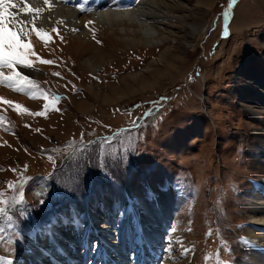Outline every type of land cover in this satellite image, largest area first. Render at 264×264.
<instances>
[{"label": "rangeland", "instance_id": "374dc122", "mask_svg": "<svg viewBox=\"0 0 264 264\" xmlns=\"http://www.w3.org/2000/svg\"><path fill=\"white\" fill-rule=\"evenodd\" d=\"M182 4L158 24L169 40L154 45L129 38L131 26L114 34L86 24L87 37L49 30L46 44L29 35L33 68L17 71L34 85L17 90L0 79V198L8 201L0 257L15 264L34 235L49 241L44 222L53 218L87 262L96 247L118 252L110 256L118 263L127 241L140 239L158 264H264L246 231L248 211L264 202L255 138L264 130V0ZM74 7L83 15L93 4ZM161 54L175 62L166 66Z\"/></svg>", "mask_w": 264, "mask_h": 264}, {"label": "bare ground", "instance_id": "6f19581e", "mask_svg": "<svg viewBox=\"0 0 264 264\" xmlns=\"http://www.w3.org/2000/svg\"><path fill=\"white\" fill-rule=\"evenodd\" d=\"M89 1L93 4L92 10L86 14L81 15V13L80 14L77 13L78 8L74 7V4L78 2V0H51L50 9L42 13L41 18L38 19L36 22V26L38 28L43 27L45 31H49L53 27H56L59 30H63L67 36H69L72 33H75L81 37H87V35L91 32L90 29L87 28V26L88 25L91 26V24L95 25L97 28H99V30H102L103 28L108 29L110 33H114V34L118 33L119 26H125L126 28H129L131 26L133 28L135 27L134 29L135 31L132 33L133 37L130 36L129 38L135 41H138V42H144V43L154 45L156 42H158L157 40H161V41L162 39H165V41L169 40L168 36L167 38L163 36L165 33L164 32L165 30L159 29L160 27L158 28V24L162 20H166V19L174 20V18H176V15L179 14V11L182 8L184 9L182 0H138L134 6L123 8V9L117 8L118 6L117 0H89ZM27 2H29L30 6H33V7H47L43 5V0H27ZM12 11H16V9H13ZM22 18L26 20L31 19V17L26 16V15L22 16ZM60 21H62L63 23H60ZM190 27L193 32H197L201 30L200 27L197 26L195 23L190 24ZM73 29H77V31H73ZM141 29H143V34L142 36L137 37L136 33H139ZM165 29H169V27H165ZM126 31L128 32V30ZM159 32L160 33L162 32L161 35L158 34ZM128 43L129 42H126L123 40L121 41L120 39L119 41H117V44L128 45ZM161 56L164 57L165 55L161 54ZM165 59L166 61H164V63L166 66L167 65L171 66L173 62H175L172 59H168L166 56H165ZM86 63H87L86 65L88 66L93 65L91 59H87ZM92 70H93V67H92ZM247 112L250 113V111H247ZM261 113L264 114V110ZM261 124L264 125V119L261 122ZM255 138L257 139L256 141L258 142V145L262 146V148L258 147V149L260 150L259 153L264 154V130L258 133L257 135H255ZM262 166L264 169V163ZM104 195H107V194L104 193ZM258 205L259 204L254 206L253 204L254 207L248 211L247 218L249 220H248L247 225L250 227H247L246 231L248 232V235L250 236V238L251 237L258 238L257 244L260 247V249L262 248L264 252V202L261 204L262 206L260 209H257ZM144 223H146V220L142 221V224ZM71 228L72 226L70 225V223L66 225L65 231L67 232V234L71 233V230H73ZM52 232H53L52 230L51 232H49L48 229H45L44 231L45 235H49L50 233V235L54 239H56V242L58 243V245H56V242H54V244H51V242L46 241V240L44 242L37 235L35 236V238L38 242H42L45 245L44 248H50L53 252H57V248L63 251L65 247H67L68 254L71 252H74L73 245L76 243V240L72 239V237L70 238V236L69 237L66 236L68 238L67 240L61 239L59 237H63L64 235L61 236L60 233H58V235L56 236ZM131 242H133V240ZM116 244L118 247L120 246L119 241L116 242ZM106 246H107L105 247L106 249L111 248L109 245H106ZM154 246L158 247V244H154ZM119 250H121V248ZM125 250L126 249L124 246V248H122V251H121L122 252L121 258L125 257L124 256ZM114 251L113 249L111 250V253H110L111 257L117 256L118 252H114ZM35 254L38 257H40V259L43 258V260H46L44 264H52L51 261L48 259L49 256L43 253L42 249H38V251H36ZM28 256L30 257L31 260L34 261V257L32 254L28 253ZM158 256L159 255H156L157 258ZM75 257L76 256L74 255L73 258ZM105 257H106L105 263L106 264L110 263L109 257L108 256H105ZM80 258H81L80 261H82V263H86L87 261L86 259L84 260L83 257H80ZM24 261H25V264H28L27 259H23L21 261L17 260L15 264H19L20 262L24 264ZM156 263H159V262L157 261ZM38 264H42V263H38Z\"/></svg>", "mask_w": 264, "mask_h": 264}, {"label": "snow or ice", "instance_id": "6c2138e0", "mask_svg": "<svg viewBox=\"0 0 264 264\" xmlns=\"http://www.w3.org/2000/svg\"><path fill=\"white\" fill-rule=\"evenodd\" d=\"M43 5L47 7L30 6L27 0H0V69L6 68L9 70L7 75L0 71V79L17 84V90L22 89L25 85L31 86L35 83L29 79L28 75H22L20 71H17L18 65L21 68H33V63L29 57L34 53L32 52L31 43L28 42L29 35L35 33L45 44L48 42V33L43 27L38 28L36 26V22L41 18L42 13L50 9L51 0H43ZM13 9H16V11H12ZM25 15L31 17V19H23L22 16ZM60 23L63 22L60 21ZM51 31L57 32L58 28L53 27ZM73 31H77V29H73ZM96 43L101 42L97 40ZM40 63L52 65L54 62L41 59ZM53 75L59 77L60 73L55 72ZM6 103H11V101H6ZM47 107L46 104L45 108ZM35 115L43 116L44 112H36ZM2 196L3 193H0V197ZM7 203L8 201L0 198V205H6ZM14 203H23L22 193L21 198L14 200ZM7 211L6 207H0V216H6ZM8 219L11 220V217L9 216ZM0 264H11V261L0 257Z\"/></svg>", "mask_w": 264, "mask_h": 264}, {"label": "trees", "instance_id": "16d2710c", "mask_svg": "<svg viewBox=\"0 0 264 264\" xmlns=\"http://www.w3.org/2000/svg\"><path fill=\"white\" fill-rule=\"evenodd\" d=\"M13 210H14V212L16 213V209L14 208Z\"/></svg>", "mask_w": 264, "mask_h": 264}]
</instances>
